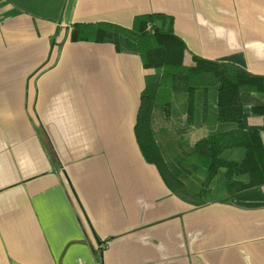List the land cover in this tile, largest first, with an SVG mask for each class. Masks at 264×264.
Instances as JSON below:
<instances>
[{
	"label": "crops",
	"instance_id": "1",
	"mask_svg": "<svg viewBox=\"0 0 264 264\" xmlns=\"http://www.w3.org/2000/svg\"><path fill=\"white\" fill-rule=\"evenodd\" d=\"M142 13L172 16L189 53L264 75V0H0V264H264V184L227 196L219 171L203 197L171 192L134 136L160 70L70 40L76 24ZM210 97L188 149L217 125ZM155 121L164 159L185 153L178 136L165 157L170 123ZM243 122L264 131L248 108Z\"/></svg>",
	"mask_w": 264,
	"mask_h": 264
},
{
	"label": "trees",
	"instance_id": "2",
	"mask_svg": "<svg viewBox=\"0 0 264 264\" xmlns=\"http://www.w3.org/2000/svg\"><path fill=\"white\" fill-rule=\"evenodd\" d=\"M71 41L110 42L115 51L139 56L143 68L159 69L157 81L146 83L139 95L134 136L145 162L153 164L167 188L179 195L203 197L222 171L227 196L264 184V131L245 127L243 110L264 117V75H256L227 62L189 53L173 28V17L142 13L129 27L106 22L80 23L70 32ZM215 92L214 130L193 143L192 150L165 160L155 140L156 118L171 115L172 97L184 94L192 114L195 92ZM189 116V115H188ZM50 159L55 155L46 144ZM240 150L239 159L224 157L225 151ZM199 182L196 193L193 180Z\"/></svg>",
	"mask_w": 264,
	"mask_h": 264
},
{
	"label": "rangeland",
	"instance_id": "3",
	"mask_svg": "<svg viewBox=\"0 0 264 264\" xmlns=\"http://www.w3.org/2000/svg\"><path fill=\"white\" fill-rule=\"evenodd\" d=\"M208 93V98L207 100H202L203 98V91L201 90H198L195 92L196 94V106L193 107V110H194V118H193V121H189L188 122V115H190V113L187 111V99H186V96L184 94H175L173 97L174 99L172 100V110H171V115L170 117H168L167 119L169 120V125H170V134L169 135V139H167V141H163L162 142V147H163V150L165 152V157L166 158H174L175 156H178L179 152H181V149L180 147H178L177 145V142H176V139L178 136H180V141L181 140H184L181 142V148L184 150V152H189L191 151L192 149H188V147L186 146V142H185V139L188 137V136H192L193 132H195V125H196V122H197V118L199 115V111H200V107L198 105V103L200 102V97H201V102H206L207 103V108H208V111L210 112V109H211V105L213 106L214 104H212L211 102V94L214 93L209 91L207 92ZM211 93V94H210ZM262 98H264V95H261V94H256V102H262ZM203 109V107H201ZM193 110H192V113H193ZM196 121V122H195ZM183 130H186L185 133H183ZM179 141V142H180ZM165 145L169 146L168 149L165 148ZM231 152L229 151H225L223 153V156L224 157H228V158H233L231 157L230 155ZM233 155H236V154H233ZM222 174V172H221ZM195 182L196 183H199L198 181L193 180V187H195Z\"/></svg>",
	"mask_w": 264,
	"mask_h": 264
},
{
	"label": "built area",
	"instance_id": "4",
	"mask_svg": "<svg viewBox=\"0 0 264 264\" xmlns=\"http://www.w3.org/2000/svg\"><path fill=\"white\" fill-rule=\"evenodd\" d=\"M104 247V246H103Z\"/></svg>",
	"mask_w": 264,
	"mask_h": 264
}]
</instances>
